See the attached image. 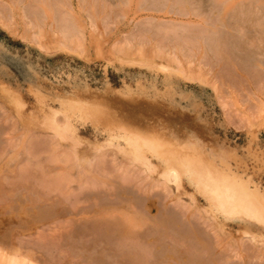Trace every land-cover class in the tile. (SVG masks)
<instances>
[{"label": "rangeland", "instance_id": "rangeland-1", "mask_svg": "<svg viewBox=\"0 0 264 264\" xmlns=\"http://www.w3.org/2000/svg\"><path fill=\"white\" fill-rule=\"evenodd\" d=\"M29 1L26 0L22 2V5L20 4L26 12L29 7L26 3ZM86 1L66 0L67 8L81 26L78 33H75L78 37L77 44H79L75 46V44L67 43V37L65 38L63 33L58 35L57 26L55 22L50 21L52 19L49 15L46 16L43 24H40L44 28L40 36L35 27H26L28 20L17 9L11 11L14 14L11 15L13 18L6 13L9 19H1L3 12L10 9L9 0H0V6L3 7H0V82H3L5 87L25 95L27 78L22 66L38 72L53 84L81 80L91 86H99L104 78L115 86L121 85L123 81H134L136 78L145 82L155 81L158 85L166 81L173 82L177 88L189 92L201 102L205 114L213 122V130L236 148L237 154L245 158L248 168L256 171V176L264 185V34L260 35L255 28L246 27L247 25L240 31L230 29L228 31L225 26L220 25V17L217 13L224 4L217 0H156V8L166 9L171 6L178 14L147 10L145 5L149 0H97V2L89 0L87 1L89 3ZM184 4L189 10L185 14H183ZM92 5L99 14L103 12V7L107 8L109 16L103 21L100 17L92 21L88 16ZM193 12L202 13L204 24H202V18L199 20L191 14ZM68 21L67 24L71 25V21ZM63 23L67 25L66 21ZM170 23H172L171 26L176 23V26L171 27L172 30L169 29ZM159 24L161 27L157 28H160L161 32L159 30L155 32L161 35L160 40L158 38L161 48L163 47L164 51H170L175 45L180 52L184 49L182 53L189 54L192 62L191 60L187 62L182 56L178 57L179 60L182 59V67L190 66L193 72L204 70L200 72L204 75L202 79L183 77L173 68L162 73L157 71L153 62L142 64L136 62L134 58L140 55L135 53L125 55L124 49L127 43H135L136 36H143L146 31H151ZM144 37L147 39V36ZM177 42H180V47L177 46ZM239 44L244 48L242 49ZM147 45L150 46V43ZM142 49L141 53H145L144 56L141 55L142 57L147 60L150 56L155 58L156 53L151 47ZM162 61L165 60L162 59ZM198 63H200L199 67ZM28 99L33 101L31 97ZM0 100L4 103L5 99L0 97ZM9 117L10 114L6 112L1 117L3 119L0 118V147L3 148L0 150V218L1 223H5L3 225L0 223V253L5 254L13 247L18 249L17 253L20 254L21 260L26 253H32L35 256V263L48 264L40 252H32L31 247L25 246L24 243L19 244V237H22L25 240L58 239L59 246L65 253L64 264H127L126 258L131 259L137 256L145 259V264H205L203 262L213 257H216L217 264H264V259L259 257L264 251V243L240 236L236 226L230 228L231 236L225 238L224 243L229 245H225L226 251L223 253L221 248L217 250L221 251L220 253L211 254L197 250L199 247L197 244L195 247L192 246L185 238L184 231L187 224L201 225L202 227L198 226L199 229L210 237L213 236L214 230L202 218L193 220L187 217V214L184 215L182 209L186 206V202L182 201L186 198L185 194L177 192L178 195L173 196L170 190L164 193L165 191L161 188L143 187L144 183L138 179L131 182L128 188L122 180L117 181L115 186H120L121 191L104 183L90 186L87 184L89 180L100 181L101 171L94 168L93 173L88 172L85 169L86 162L82 167H80L81 164L73 168H65L67 186L63 192L50 184L47 188H43L45 180L47 182L54 180L59 164L44 160L38 165L34 158H29L28 143L35 144L46 137L39 134L34 126L27 124L19 116ZM82 133L86 139H92L87 129H83ZM248 149L257 153L256 159L261 160L258 167L255 166V158L248 156ZM84 152L83 147L79 155L83 156ZM104 161L109 168L108 165L112 162L111 156L107 155ZM69 193L77 197L71 199ZM18 196H24L20 199L19 205L46 209L61 203L65 210L61 215L49 216L39 224L29 225L28 219L31 216L27 219L26 213L21 212L22 209L17 201ZM124 203L127 206H125L126 210L132 212L125 211L127 215L141 216L140 220L129 225L131 229L129 236L121 237L114 228L108 231L109 234L107 232L104 234L103 229L95 227V220L98 218V220L119 219L124 211L122 209ZM118 207L121 211L117 210ZM111 208L117 209L114 211L115 209ZM15 210L18 212L16 213ZM163 214L170 217L169 225L162 222ZM25 219L29 222L28 224ZM32 221L36 222V220ZM70 228L78 230V234L75 233V236H72L69 231L71 234L69 235L67 229ZM240 246H243L241 254L237 251Z\"/></svg>", "mask_w": 264, "mask_h": 264}, {"label": "bare ground", "instance_id": "bare-ground-1", "mask_svg": "<svg viewBox=\"0 0 264 264\" xmlns=\"http://www.w3.org/2000/svg\"><path fill=\"white\" fill-rule=\"evenodd\" d=\"M52 1L30 0L26 3L29 6L26 12L24 7L21 6L22 2H26V0H9L10 10L3 12L4 14L1 19H9L6 13H9L8 15L10 16L14 15L11 11L17 9L21 15L25 16V19L27 18L28 22L25 21L27 23L26 27H35V29H38L36 32L40 36L42 29H44L43 25L41 26L40 24H43L44 19L49 15L52 19L50 21H53L52 23L55 22V25L58 27H56L58 35L63 33L65 38L67 37V43L78 46V37L75 35L81 28L78 20H75L74 16L70 13L66 0ZM80 1L83 2L84 0ZM217 1L224 4L217 15L220 17V25L225 26L228 31H240L242 27L244 29L245 25H247L246 27L252 26V28H255L260 35L264 34V0ZM155 3L156 0L147 1L145 9L178 14L171 6L166 7V9L161 7L156 8ZM185 5L183 6L186 7ZM184 7L185 11L183 14L189 11L187 7ZM102 9L103 12L99 14L95 6L92 5L91 12H88L89 19L94 21L100 17L102 21L105 20L109 16V10L107 8L104 9V7ZM191 14H194V17L199 18V20L202 18V13L193 12ZM68 20L71 21V25L67 24ZM63 21H66L68 26ZM204 22L202 18V24ZM172 23H170V27L168 26L169 29L173 28L176 24L174 23L171 26ZM159 26L160 24L155 26L154 29L152 28L151 31H146L143 36L137 34L135 43L129 40L130 43H127L126 48L124 47L125 55L133 53L140 55L134 58L136 62L141 64L153 62L157 71L162 73H166L169 69L173 68L183 77L188 76L202 79L204 75L200 72L204 70L193 72L190 66L184 68L186 66L185 63L187 64L191 60L188 53V55L182 53L184 49L180 52L175 45L176 49L173 47L170 51H164L163 47L161 48L159 41L161 35L155 32L157 30L161 32V29L157 28ZM144 36H147V39ZM149 43L150 46L147 45ZM178 45L179 47L181 46L180 42H177ZM239 46L242 49L244 48L240 44ZM144 47H148V49L151 47L152 51L156 53L154 55L155 58L150 56L147 57V60L142 57L141 55L144 56L145 54L141 53ZM146 54L148 53L146 52ZM181 56L187 60L184 63V67L181 65L182 59H178ZM161 58L166 62L162 61ZM196 62L194 61V63ZM21 68L27 78L25 95L17 90L5 87L4 83L0 82V97L6 100H4V103L0 100V110L2 111L0 118L6 112L10 114V117L17 115L27 124L34 126L39 134L46 137L35 144L28 141L30 150H27L28 157L34 158L33 160L37 164L44 160L56 163V165L59 164V170H57L58 172L54 180L52 182L45 180L46 183L42 185L43 188H47L50 184L53 188L63 192L67 186L65 168H73L81 164L80 167H82L86 162L87 167L85 169L88 172H92L94 168L101 171L99 173L101 174L100 181L89 180L88 183L86 182L90 186H96L99 183L103 185L104 183L121 191L120 186H115L117 185V181L121 182L122 180L128 188L131 182L138 179L144 183L143 187L150 189L161 188L165 191L164 193L170 190L173 196H177L178 193L185 194L186 198L182 201L186 202V206L182 205L184 215L187 214V217L189 216L193 220L200 217L214 230L213 236L210 237L199 229L198 226L201 225L194 223L186 225L184 231L185 238L192 246L195 247V244L199 245L197 250L199 249L211 254L213 252L217 254L221 251L222 253L225 252V245L228 244L224 243L225 238L231 236L230 228L233 226L237 227L240 236L264 243V185L256 176V171L248 168L245 158L237 154L236 148L231 146L224 137H221L213 130V122L205 114L203 105L189 92L177 88L173 82L166 81L158 85L155 81L145 82L139 78H136L134 81H123L119 86L113 85L107 78H104L99 86H91L86 81L81 80H74L73 82H66L64 84H53L32 69L27 67L25 69L24 66ZM28 97H31L33 101L29 100ZM83 129H87L91 133L92 139L89 140L83 136ZM83 147L85 148V152L83 156H80L79 151ZM1 149L3 150L0 147ZM19 150L21 151V149ZM247 154L250 158H255V166L258 167V163L261 160L256 159L258 157L257 153H253L248 149ZM107 155L111 156L112 160L111 164L108 165L109 168H107L106 163L104 164L106 162L104 158L106 159ZM69 195L71 199L77 197L71 193ZM22 198L24 196L18 198V205ZM195 204L196 206L194 207ZM125 206L126 204L124 208L121 207L124 210L123 213L120 214L118 212L121 216L119 219L109 220L107 218L98 220V218L95 220V227L98 226L99 229H103L105 231L104 234L114 228L121 237L129 236L131 230L129 225L132 222L135 223L140 220L141 216L137 217L134 214H132L134 216L127 215L130 210H126L127 206ZM19 207L22 209L21 212L24 211L26 213L27 219L28 216H31L28 219L30 223L25 219L29 225L39 224L40 221L49 216L61 215L65 210L61 203L54 204L46 209L41 207L33 208L25 204H20ZM111 209L110 212H112ZM119 209L118 207L117 210ZM15 211L16 213L18 212V210ZM30 218L36 220V222L30 220ZM162 222L169 225L171 219L168 215L163 214ZM70 229L67 230L68 232L71 231L72 236L79 232L75 228ZM71 234L69 232V235ZM72 236L69 237L71 238ZM51 237L53 238V234H51ZM21 243H24L29 248L31 247L32 252H40L48 264H64L65 253L60 248L58 239L48 241L44 240V238L25 240L19 237V244ZM219 248H221L220 252L217 251ZM237 251L241 254L243 246H240ZM17 252L18 249L12 247L5 254L3 252L0 253V264H37L34 260L35 256L32 253H26L24 259L21 260L19 258L20 254ZM259 257L264 259V251ZM173 258L176 259L174 256ZM126 263L145 264L146 261L142 257L137 256L131 259L126 258ZM203 263L217 264L218 262L216 257H213Z\"/></svg>", "mask_w": 264, "mask_h": 264}]
</instances>
